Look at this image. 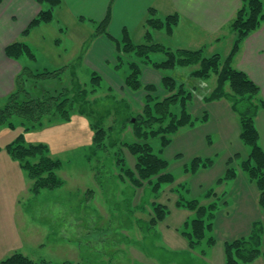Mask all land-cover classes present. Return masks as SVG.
<instances>
[{
	"label": "rangeland",
	"instance_id": "1",
	"mask_svg": "<svg viewBox=\"0 0 264 264\" xmlns=\"http://www.w3.org/2000/svg\"><path fill=\"white\" fill-rule=\"evenodd\" d=\"M52 24L64 25L55 12ZM51 27L35 30L29 43L26 42L35 60L24 56L11 61L17 65L23 62L33 72L54 71L74 62L79 51L66 45L56 49L53 39L60 36ZM127 32L135 44L145 43V38L140 40L139 32ZM155 32H152L154 36L151 42L169 49L195 43V36L170 39L165 32ZM82 33L87 39L90 37L88 24L83 27ZM114 37L121 40V34ZM23 40L19 36L13 42L25 43ZM234 40V34L225 36L220 44L215 45L217 51L214 54L224 59ZM112 45L115 48L116 43ZM118 56L119 67L115 68L116 63L112 61L108 66L122 79L129 73L130 59L114 52L116 61ZM149 57L154 62L165 59L163 53H152ZM196 68L157 71L160 76L173 77L177 85L183 84L192 91L187 111L193 119L192 126L183 127L176 134L168 136L170 142L163 148L162 135L140 141L147 143L153 154L167 162L166 172L174 178L172 184H162L157 193H153L152 184H148L136 191L132 198L128 179L122 181L119 178L123 176L119 157L125 159L127 167H132L134 162L120 144L138 140L130 124L126 125L124 131L118 130L127 114L135 117L142 112L144 104L141 98L145 96L142 91L131 93L123 84L113 86L109 78L103 76L98 92L89 96L95 117L75 114L69 123L43 121L40 128L30 131L19 127L18 122L14 123V130L0 129V260L18 253L29 258L33 264H133L132 261L135 264H209L208 259L203 258L204 252L214 255L220 242L226 240L224 237H230L239 229L237 227H242L253 215L258 216L260 208L257 186L241 168V163L248 158L250 147L239 137V115L224 99L203 101L204 96L214 88L216 78L211 76L204 82L191 79L189 73ZM92 72L101 76V72L90 65L78 68L76 72L77 80L87 89H90ZM71 79L70 71H65L60 77L29 80L26 89L36 97L45 90L54 92L69 87ZM8 85L14 90L15 79ZM161 94L162 91L157 88L155 95ZM5 98L1 96L0 103ZM259 98L264 99L261 94ZM107 110L110 111L109 116L101 123L108 135L104 142L106 149L93 153L96 147L93 144L94 125ZM180 110L179 105L171 109L175 114ZM255 122L259 145L264 150L262 110L258 111ZM20 134L24 137V145L44 144L48 148V156L62 162L56 172L63 181L61 188L32 194V181L6 150ZM118 139L122 142H115L116 146L110 147L111 140ZM230 171L234 172V177L229 178ZM91 190L93 195L89 197L87 192ZM209 191L216 195L208 196ZM190 200H197L201 205L217 204L212 220L214 230L206 232L205 239L193 250L189 248L183 233L190 231L188 224L195 219V213L177 204ZM153 203L165 206L168 213L165 220L159 222L152 233L147 231L142 240L139 222H149ZM227 214L231 216L227 217ZM210 237L217 242L212 249L206 243ZM83 254L84 260L81 257ZM139 254L143 259H139ZM192 254L195 257H191Z\"/></svg>",
	"mask_w": 264,
	"mask_h": 264
},
{
	"label": "trees",
	"instance_id": "2",
	"mask_svg": "<svg viewBox=\"0 0 264 264\" xmlns=\"http://www.w3.org/2000/svg\"><path fill=\"white\" fill-rule=\"evenodd\" d=\"M3 0H0V3ZM43 7L38 15L31 20L28 26L21 33L22 37H27L35 28L49 24L53 21V12L61 4V0H33ZM264 22V2L262 0H240V7L236 11L230 22V28L235 35V40L228 55L221 59L218 54L204 57L201 49H169L158 43L151 42V35L147 31L145 43L135 44L126 29L121 32V40L113 39L107 32L110 23V13L107 12L105 18L97 23L95 32L90 39L98 36H106L116 43V52L129 58V73L124 78L123 85L131 93L144 92L142 97L144 104L142 112L132 117L127 114L120 124L119 132L125 130L126 125L132 126L134 137L137 142L120 144L126 148L132 156L134 162L132 167L126 166L123 157H119L123 176L119 178L124 181L128 179L129 191L134 198L136 191L143 189L144 185L152 184L151 191L157 193L162 184H172L174 178L167 173V162L152 153L151 147L147 143H141L152 136L162 135L161 147H165L170 138L179 129L192 126V116L187 111V102L192 97V91L186 89L183 84L177 85L175 79L170 76H161L159 83L162 94L155 95L156 88L153 85H143L141 82V72L143 67H149L155 71L173 70L175 68L198 67L191 70L189 77L198 81H207L211 76H215L216 82L210 93L203 98L204 102H216L220 100L228 101L233 110L239 115L241 141L250 147L247 160L241 163V168L247 173L249 179L253 181L258 190V205L262 211V219L252 224L247 237L235 239L224 244L225 264H251L258 258L264 261V150L259 145V133L256 128V116L259 110L264 108V102L259 98L260 89L251 81L245 73L234 68L233 60L238 54L242 42L251 33L256 31ZM178 23L177 14L157 18L153 9L149 11V16L145 20L146 29L162 30L171 35L174 27ZM5 55L14 60L27 57L35 60L34 54L27 44L21 41L13 42L5 47ZM152 53H163L165 59L161 62H154L149 55ZM83 54V53H82ZM78 57L69 66H64L58 70L33 72L27 67H23L15 78L14 90L6 96L3 103H0V129L7 128L14 130L15 122L19 123L26 131L40 128L43 121L47 123H69L72 117L79 116L95 117V110L91 108L89 96L98 92L102 78L95 72L90 74L89 86L85 88L77 80L76 72L79 68ZM116 66L120 65V57H117ZM65 71H70L71 83L69 87L59 91L45 90L40 96L33 97L26 89L29 80L39 81L40 79L60 77ZM179 105L181 110L178 114L171 111L173 107ZM109 110L104 115L99 116L94 125L93 144L96 146L93 153L100 149H106L104 142L107 139V132L101 123L109 116ZM134 118V122H132ZM113 130V129H112ZM22 134L6 147L8 155L19 162L20 168L24 170L32 181L31 192L38 195L42 190L53 191L63 186V181L56 172L62 166V162L48 156V148L44 144L24 145ZM110 147L116 146L115 142H122L118 139L111 140ZM119 145V144H117ZM36 161H32L35 160ZM229 178L234 177V172H229ZM98 180V179H97ZM222 181V180H221ZM92 197L93 190L87 192ZM213 192H208L212 196ZM215 195V194H214ZM208 197V198H210ZM179 207H183L195 213V219L188 224L189 232H184L190 249H195L203 239L206 232H212L214 212L217 210L216 203L201 205L197 200L179 201ZM152 216L149 222H139V227L144 233H152L153 228L161 221H164L168 210L160 204H151ZM207 246L215 244L214 238L210 237L206 241ZM84 259V254L81 256ZM0 264H33V262L15 253L6 259L0 260Z\"/></svg>",
	"mask_w": 264,
	"mask_h": 264
},
{
	"label": "crops",
	"instance_id": "3",
	"mask_svg": "<svg viewBox=\"0 0 264 264\" xmlns=\"http://www.w3.org/2000/svg\"><path fill=\"white\" fill-rule=\"evenodd\" d=\"M262 1L264 2V0ZM239 6L240 0H61V4L54 9V12L64 25L52 24V21L35 28L27 37H22L23 30L44 6L33 0H3L0 3V98L11 92L12 87L8 85V82H13L15 76L20 72L21 66L30 68L23 62H19L21 66L15 64L4 53L5 47L19 36L24 39L25 43H29L35 30L52 26V30L58 31L60 36L53 39L56 49L61 45H66L73 50H78L79 53L74 57V61L82 56L79 60V68H86L90 65L101 72L102 78L105 76L109 78L113 86L114 84L118 86V84H123L124 78H118L116 71H112L108 66L110 61L116 63L113 57L114 52H116L112 45L113 42L106 36L90 39L91 34L95 32L97 23L105 18L107 12L110 13L107 32L113 39H116L114 36L121 34L122 30L126 29L131 33L133 30L139 32L141 34L140 40L145 38L147 31L151 35V40L154 36L152 32L162 31L146 29L145 20L148 18L151 9L154 10L157 18L177 14L178 23L171 35L166 34L167 37L182 39L183 36L189 35L190 38L195 36V43H185L182 47L178 45L174 48L201 49L203 56L206 57L205 54L216 53V46L225 39V36L233 35L229 25ZM86 24L89 25L91 31L88 39L82 33ZM27 45L30 48V45ZM228 51L229 49H227ZM232 64L259 87L260 94L264 98V22L256 31L245 38ZM160 80L161 76L157 71L147 66L142 68L141 82L143 85H153L157 89ZM262 111L264 112V108ZM229 216L231 215L227 214V217ZM262 216L260 210L258 216L253 215L249 221L242 224V227H237L239 229L234 231L230 237H224L226 240L220 242L214 255H208L205 251L203 258H207L209 264H225L223 250L225 242L247 237L252 224L261 220ZM142 235L143 240L146 233L143 232ZM216 243L215 241V244L209 249L215 247ZM81 250L83 251V248ZM185 253L190 255L187 251ZM191 257L195 256L192 254ZM139 259H143L141 254H139ZM135 260L137 261L136 258ZM134 262L132 261L133 264H135ZM251 264H264V262L257 259Z\"/></svg>",
	"mask_w": 264,
	"mask_h": 264
}]
</instances>
